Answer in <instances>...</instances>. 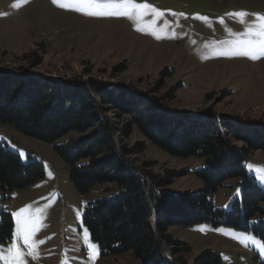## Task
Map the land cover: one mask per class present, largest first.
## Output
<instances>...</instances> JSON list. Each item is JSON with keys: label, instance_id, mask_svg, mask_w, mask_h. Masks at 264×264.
Listing matches in <instances>:
<instances>
[{"label": "rangeland", "instance_id": "obj_1", "mask_svg": "<svg viewBox=\"0 0 264 264\" xmlns=\"http://www.w3.org/2000/svg\"><path fill=\"white\" fill-rule=\"evenodd\" d=\"M134 2L147 3L163 13L159 18L150 12L143 17L145 24L156 19L157 29L168 25L159 33L160 39L148 31H138L137 25L124 16H89L61 8L53 0H0V69L13 72L25 69L24 72L42 82L93 80L116 95L119 91L142 94L158 99L159 104L174 111L196 115L211 108L216 119L264 122V57L253 60L215 54L226 47L224 41L237 39L236 34L255 25L257 16H264V0ZM239 12L247 13L243 22L229 15ZM33 53L37 54L39 65L29 64L28 56ZM0 141L19 154L24 163L32 158L44 166V177L26 188L8 192L0 187V227L4 214L11 217L8 236L0 233V254L6 255L16 243L26 254V264H139L132 252L103 253L92 242L83 223L87 205L111 197L117 190L115 185L98 184L81 194L72 184L53 144L25 136L2 123ZM62 142L64 139L58 143ZM142 142L146 143L144 152L134 157L139 166L151 162L149 170L160 176L169 171H186L163 191L170 194L204 191V183L196 175L205 167L204 159L173 157L137 133L125 143L132 146ZM244 166L264 188V173L259 171L264 169V152L249 154ZM241 197L239 181L230 180L208 199L214 207L230 210ZM25 207L33 214L36 209L43 210L41 227L33 237L41 242L35 249L36 258L27 255L28 247L15 235L12 214ZM85 230L89 242L97 246L95 260L90 259L91 252L84 241ZM170 233L190 247V253L185 254L189 264L205 250L220 255V264H264L260 248L264 242L250 232L203 223L174 227ZM0 264L6 262L0 259Z\"/></svg>", "mask_w": 264, "mask_h": 264}, {"label": "trees", "instance_id": "obj_2", "mask_svg": "<svg viewBox=\"0 0 264 264\" xmlns=\"http://www.w3.org/2000/svg\"><path fill=\"white\" fill-rule=\"evenodd\" d=\"M28 58L30 65H39L37 54ZM24 70L0 69V123L53 144L79 193L98 184L117 187L111 197L88 204L83 216L103 253L132 252L139 264H189L185 254L190 247L170 230L203 223L250 232L264 242V188L244 166L249 154L264 152V122L216 119L211 108L196 115L174 111L142 94L124 90L116 95L101 82H42ZM135 133L173 157L204 159L205 167L196 172L204 191H163L186 171L160 176L149 170L153 163L136 164L134 157L146 143L127 145ZM43 177L41 162L30 158L24 163L0 141L4 191L26 188ZM230 180L239 181L241 200L230 210L211 205L208 196ZM10 223L4 214L0 233L6 237ZM220 263V255L205 250L193 264Z\"/></svg>", "mask_w": 264, "mask_h": 264}, {"label": "snow or ice", "instance_id": "obj_3", "mask_svg": "<svg viewBox=\"0 0 264 264\" xmlns=\"http://www.w3.org/2000/svg\"><path fill=\"white\" fill-rule=\"evenodd\" d=\"M53 3L58 4L61 8L73 9L78 12H82L89 16H124L132 20L137 25L138 31H148L150 34L160 39V32L165 31L168 27L167 24L164 28L157 29L156 19H153L150 23L145 24L143 17L147 13H151L155 18H159L163 15L158 9L150 6L147 3L137 4L134 0H68V2H61V0H53ZM18 5H14L17 7ZM241 18L247 13H230ZM199 19L206 20V17H198ZM254 26L248 27L244 33L236 34L238 36L235 40L224 41L226 45L222 50L217 51L216 55L225 56H240L248 57L250 59H258L264 57V16H257ZM242 37V38H241ZM206 58V57H205ZM264 173V169H259ZM239 191V190H238ZM42 209H36L33 214L29 207L21 208L12 215L15 217L16 230L15 235L17 240H23V243L28 247L29 251L27 255L36 258L35 249L39 241L33 239L36 231L41 227ZM246 239L251 240L255 244H259V241L253 240L252 237ZM84 241L88 245L91 252L90 259L95 260L98 255L97 246L89 242L88 232H84ZM261 251L264 252V245H260ZM26 254L20 250L16 243H13L7 250V254H0V259H3L6 264H26L24 256Z\"/></svg>", "mask_w": 264, "mask_h": 264}]
</instances>
